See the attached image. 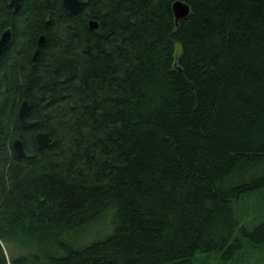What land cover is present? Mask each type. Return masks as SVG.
Wrapping results in <instances>:
<instances>
[{"label": "trees", "instance_id": "trees-1", "mask_svg": "<svg viewBox=\"0 0 264 264\" xmlns=\"http://www.w3.org/2000/svg\"><path fill=\"white\" fill-rule=\"evenodd\" d=\"M82 1L72 15L0 0V264H233L264 249L250 206L264 200V0Z\"/></svg>", "mask_w": 264, "mask_h": 264}, {"label": "water", "instance_id": "water-1", "mask_svg": "<svg viewBox=\"0 0 264 264\" xmlns=\"http://www.w3.org/2000/svg\"><path fill=\"white\" fill-rule=\"evenodd\" d=\"M20 0H11L10 6L13 9H18ZM64 7L70 12L72 15H76L82 11L84 6V1L82 0H63ZM175 14V20L177 21L179 18L186 16L189 12V9L185 5L177 4L173 8ZM12 40V33L10 29H6L0 36V58L2 54L7 50L10 46ZM44 43V36H40L37 41V49L34 55V58L38 55L40 47ZM30 106L27 100H22L19 104L17 111V120L21 128L30 129L34 127L35 122L28 120ZM34 141L36 142L37 148L39 150L46 149L51 139L47 133L38 132L34 135ZM12 147L14 152L19 158H23L26 156V151L24 149V144L20 139L15 140L12 143Z\"/></svg>", "mask_w": 264, "mask_h": 264}, {"label": "rangeland", "instance_id": "rangeland-1", "mask_svg": "<svg viewBox=\"0 0 264 264\" xmlns=\"http://www.w3.org/2000/svg\"><path fill=\"white\" fill-rule=\"evenodd\" d=\"M250 206L253 208L262 206V211L264 213V200L259 201L256 199V197H254L253 200L250 202ZM240 225L242 226L244 224L240 223ZM251 252L252 249H249L248 252L244 253L241 261L238 264H264V249L254 252L253 254H251ZM5 253L9 259L10 257L20 255L21 251H19L15 246H9L5 247ZM203 258L204 256H201L198 260L200 264H202ZM215 260L216 259L211 256L210 264H217V260ZM233 264H236V262H234Z\"/></svg>", "mask_w": 264, "mask_h": 264}, {"label": "bare ground", "instance_id": "bare-ground-1", "mask_svg": "<svg viewBox=\"0 0 264 264\" xmlns=\"http://www.w3.org/2000/svg\"><path fill=\"white\" fill-rule=\"evenodd\" d=\"M11 1V0H10ZM62 4H63V0H62ZM9 5H10V2H9ZM64 6V5H63ZM11 7V6H10ZM89 21H88V24H89V26H90V28L91 29H93V30H96L97 29V23L95 22V21H93V20H90V18L88 17L87 18ZM9 29V28H8ZM3 33V32H2ZM12 33V32H11ZM1 36V35H0ZM12 41V40H11ZM36 49H37V43H36V48H35V52H36ZM35 52H34V54H33V59H34V55H35ZM250 249H252V248H250ZM263 248H259L258 250H254V249H252V252H251V254H253L254 252H257V251H260V250H262ZM249 251V250H248ZM247 251V252H248ZM246 253V252H245ZM243 252H241V251H239L237 254H236V258H235V260H233V263L234 262H236V264H238L240 261H241V259H242V257H243ZM245 258V257H244Z\"/></svg>", "mask_w": 264, "mask_h": 264}]
</instances>
